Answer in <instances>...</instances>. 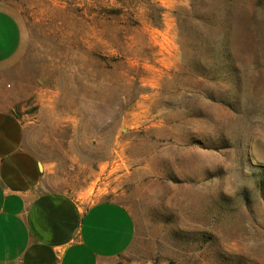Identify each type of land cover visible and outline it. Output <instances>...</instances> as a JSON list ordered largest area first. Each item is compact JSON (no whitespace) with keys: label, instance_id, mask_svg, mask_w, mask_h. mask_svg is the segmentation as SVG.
<instances>
[{"label":"rangeland","instance_id":"obj_1","mask_svg":"<svg viewBox=\"0 0 264 264\" xmlns=\"http://www.w3.org/2000/svg\"><path fill=\"white\" fill-rule=\"evenodd\" d=\"M7 2L47 189L133 215L108 264H264V0Z\"/></svg>","mask_w":264,"mask_h":264},{"label":"crops","instance_id":"obj_2","mask_svg":"<svg viewBox=\"0 0 264 264\" xmlns=\"http://www.w3.org/2000/svg\"><path fill=\"white\" fill-rule=\"evenodd\" d=\"M26 39L0 0V264H108L134 243L132 213L113 200L84 203L48 190L28 146L33 123L2 98L1 73L22 56Z\"/></svg>","mask_w":264,"mask_h":264},{"label":"trees","instance_id":"obj_3","mask_svg":"<svg viewBox=\"0 0 264 264\" xmlns=\"http://www.w3.org/2000/svg\"><path fill=\"white\" fill-rule=\"evenodd\" d=\"M263 197H264V188H263Z\"/></svg>","mask_w":264,"mask_h":264}]
</instances>
